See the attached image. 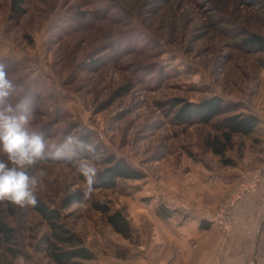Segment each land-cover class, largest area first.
<instances>
[{"label": "rangeland", "instance_id": "374dc122", "mask_svg": "<svg viewBox=\"0 0 264 264\" xmlns=\"http://www.w3.org/2000/svg\"><path fill=\"white\" fill-rule=\"evenodd\" d=\"M11 1L0 0V63L18 85L13 104L29 100L35 120L26 127L47 139L48 158L32 168L42 171L37 200L60 213L58 223L95 261L106 252L128 256L151 234H165L159 213L167 198L189 202L172 216L199 213L214 224L234 192L225 195L217 182L238 177L245 150L264 144V127L235 136L218 156L204 141L220 136L232 113L209 124H180L175 114L182 101L214 96L237 112L264 108V51L244 43L252 34L264 39V0H25L18 23L9 17ZM67 135L93 151L74 144L56 156ZM111 155L144 178L103 187L97 175ZM0 159L7 162L2 153ZM87 167L96 170L90 191L81 171ZM76 193L84 199L66 206ZM94 201L126 215L131 240L113 232ZM0 219L13 234L9 242L0 236V264H54L45 251L51 225L30 205L0 201Z\"/></svg>", "mask_w": 264, "mask_h": 264}, {"label": "crops", "instance_id": "0c3cea01", "mask_svg": "<svg viewBox=\"0 0 264 264\" xmlns=\"http://www.w3.org/2000/svg\"><path fill=\"white\" fill-rule=\"evenodd\" d=\"M260 111V127H264V108ZM248 150L240 158L241 175L217 182L225 195L234 191L244 170L264 164V144ZM233 219V229L223 235L212 223L202 229L201 221L208 220L199 213L191 217L165 216V234H151L147 244L131 248L128 256L106 252L87 264H264V177L257 192L238 201Z\"/></svg>", "mask_w": 264, "mask_h": 264}, {"label": "trees", "instance_id": "16d2710c", "mask_svg": "<svg viewBox=\"0 0 264 264\" xmlns=\"http://www.w3.org/2000/svg\"><path fill=\"white\" fill-rule=\"evenodd\" d=\"M25 0H12L10 20L18 23L19 19L26 13L24 6ZM244 43L249 46H256L260 51H264V39L252 34ZM238 107L229 106L217 97H211L199 104H190L182 101L180 109L175 114L176 122L180 124H190L199 122L209 124L214 119L232 113L221 121L220 136L204 141L206 149L215 155L223 156L228 148L233 147V139L235 136L246 137L252 135L261 124V117L253 112H237ZM224 165H235L233 160H222ZM107 168L99 172L97 179L103 187L110 188L114 186L117 179L124 180H140L144 176L130 165L124 158L111 155L107 162ZM84 199L83 193L73 194L67 198L64 203L70 206ZM30 207L36 211L43 219L47 220L53 231L52 237L46 242L47 257L54 264H82L97 259L96 253L89 248L84 241L77 235L63 228L58 221L60 213L47 207L42 201L37 200L35 206ZM91 208L100 213L108 226L113 232L120 235L126 240H131L133 231L129 220L121 210L112 209L108 204L94 201ZM159 217L165 219V216H171L173 213L165 206H161ZM211 223L201 221V228L207 229ZM0 236L7 242L13 238L12 230L0 219Z\"/></svg>", "mask_w": 264, "mask_h": 264}, {"label": "clouds", "instance_id": "9594fccd", "mask_svg": "<svg viewBox=\"0 0 264 264\" xmlns=\"http://www.w3.org/2000/svg\"><path fill=\"white\" fill-rule=\"evenodd\" d=\"M17 90L18 85L9 78L6 65L0 63V153L7 157V162L0 159V201L19 206H35L40 183L37 177L42 175V171L38 168L33 171L32 168L48 158V145L43 131H29L26 127L30 121L35 120L29 100L21 98L13 104L12 98ZM74 144L93 151L83 141L67 135L55 155L60 156L65 150H71ZM81 171L88 177L90 191L96 170L87 167L81 168Z\"/></svg>", "mask_w": 264, "mask_h": 264}, {"label": "built area", "instance_id": "2783aa9c", "mask_svg": "<svg viewBox=\"0 0 264 264\" xmlns=\"http://www.w3.org/2000/svg\"><path fill=\"white\" fill-rule=\"evenodd\" d=\"M257 115H261V111L256 112ZM241 180L235 188L230 198L221 203L217 209L216 214L212 222L216 224L217 229L223 235H227L231 232L234 222L232 217V211L237 205L238 201L241 200L245 195L255 193L259 189L260 183L264 177V164L256 169L245 171ZM165 206L169 210H175L177 208L189 209V202L184 199L176 202L173 199L167 198L165 200ZM207 264H223L221 262L213 261Z\"/></svg>", "mask_w": 264, "mask_h": 264}]
</instances>
